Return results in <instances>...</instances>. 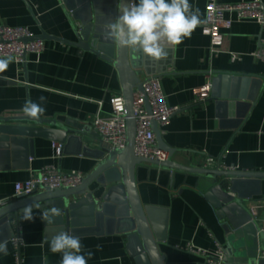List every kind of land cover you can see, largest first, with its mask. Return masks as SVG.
Here are the masks:
<instances>
[{
	"label": "crops",
	"instance_id": "obj_1",
	"mask_svg": "<svg viewBox=\"0 0 264 264\" xmlns=\"http://www.w3.org/2000/svg\"><path fill=\"white\" fill-rule=\"evenodd\" d=\"M261 1L264 6V0ZM189 2L194 9L199 8L204 20L206 0ZM0 24L28 27L33 34L43 29L50 35L76 40L58 0H0ZM210 41L198 26L182 44L167 48L165 59L157 62L142 56V68L137 70L140 78L162 74L159 79L167 104L180 108L168 123L159 127L162 138L175 149L172 159L177 163L218 168L206 165L207 158L213 157L227 169L264 171V80L254 101L233 98L231 94L222 97L225 92H232V84L226 91L221 89L220 97L210 94L205 101H197L194 94V88L211 82L212 72L264 76V60L253 55L264 42V27L251 20L234 19L224 31L221 52L212 53ZM44 46L39 56L27 54V80L23 63L15 61L0 74V116L22 112L28 99L39 103L40 96L46 97L44 118L91 125L97 114L108 115L110 97L122 94L113 63L55 40H44ZM231 53L240 58L232 60ZM246 85L244 93L252 96L256 90L254 83ZM34 140V158L30 159L29 169L0 168V202L17 199L14 184L44 166L53 165L64 173L76 170L85 176L97 163L93 154L77 153L76 143H71L67 153L58 157L54 142ZM98 143L95 140L90 147L96 149ZM135 178L143 206L151 208L149 220L165 264H204V257L186 249L188 244L202 248L210 256L215 254L216 244L224 247L226 234L222 223L204 197L211 179L149 163L137 165ZM261 182L260 194L254 195L248 206L255 207L253 216L263 224L264 179ZM41 212L33 209L30 221L22 220V214L11 221V236L5 240L9 254H0V264H18L16 250L21 264H60L61 255L52 253L48 244L56 232L41 220ZM18 227L23 243L16 249L11 239ZM77 237L84 252L93 253L88 264H145L137 255L136 242L124 234Z\"/></svg>",
	"mask_w": 264,
	"mask_h": 264
},
{
	"label": "water",
	"instance_id": "obj_2",
	"mask_svg": "<svg viewBox=\"0 0 264 264\" xmlns=\"http://www.w3.org/2000/svg\"><path fill=\"white\" fill-rule=\"evenodd\" d=\"M74 33L76 40L50 35L41 29L39 34L27 40H55L91 52L113 63L118 72L122 95L125 100L127 143L122 149H109L91 124L70 119L28 118L23 112L0 116V168L27 170L34 158V139L42 138L63 145L67 153L71 143L77 144V153L93 154L97 159L94 168L83 177L80 184L55 189L45 188L30 196H19L13 201H3L0 206V242L7 240L11 221L20 217V210L31 203H38L43 211L59 207L61 215L53 217L46 226L56 234L61 231L73 236L88 234L119 233L134 240L137 255L145 264H165L158 239L150 223L151 208L143 206L138 194L135 172L142 163H149L188 174H201L211 179L204 197L216 210V216L225 231L223 247L225 264H264V230L254 218L248 206L253 196L260 194L264 171L203 168L187 166L172 159L175 149L162 138L157 122H152L159 148L168 153L165 161L138 157L134 151L136 122L134 117V94L138 91L145 99L150 112L143 81L137 73L142 68L143 53L124 48L105 38V25L120 15L118 5L130 4L131 0H58ZM173 47V46H172ZM170 48V47H168ZM26 57L23 67L27 80ZM211 97H220L232 84V92L222 94L226 98L254 101L264 76L216 71L210 73ZM152 75V74H151ZM162 74L157 75L161 77ZM249 82L255 85L252 96L244 93ZM229 87V88H228ZM242 88V91H241ZM230 92V91H229ZM99 147L92 149L94 141ZM253 186V188H252Z\"/></svg>",
	"mask_w": 264,
	"mask_h": 264
},
{
	"label": "built area",
	"instance_id": "obj_3",
	"mask_svg": "<svg viewBox=\"0 0 264 264\" xmlns=\"http://www.w3.org/2000/svg\"><path fill=\"white\" fill-rule=\"evenodd\" d=\"M135 2V0H131ZM234 14L235 17H232ZM236 20H251L264 27V6L261 0H241L239 2H221L220 0H206L205 4V24L201 25L203 34L210 38V50L217 54L222 51L224 41V31L229 29ZM33 34L28 27L9 26L0 24V58L11 55L18 64L23 63L24 54H36L39 56L45 46L42 40H27ZM259 59L264 60V42L260 48L253 53ZM232 60L239 59L240 56L231 53ZM143 90L147 96L150 112L145 106V99L141 93L135 91L134 94V117L136 122L134 151L138 157L149 158L157 161H165L168 153L157 144L155 133L152 129V122H157L158 126L165 125L170 118L176 114L180 108L169 106L162 91L161 82L157 75H148L143 81ZM211 83L194 88L197 101H205L210 96ZM110 113L108 115L97 114L92 125L103 139V145L109 149H122L127 143L126 127V107L122 94H113L109 99ZM53 148L56 156H61L63 145L54 141ZM207 167L222 166L219 160L208 157ZM84 175L80 171L73 170L64 173L53 165L44 166L39 172L29 178L17 181L14 184V196H30L36 189H55L60 187L76 186L81 183ZM3 202H0V206ZM254 214L255 207L250 208ZM264 230V223L262 224ZM16 249L23 243V236L18 227V233L11 239ZM216 252L210 256L202 248L188 244V250L204 257V264H225L223 256V246L216 244ZM15 262L20 263L18 251L15 252Z\"/></svg>",
	"mask_w": 264,
	"mask_h": 264
},
{
	"label": "clouds",
	"instance_id": "obj_4",
	"mask_svg": "<svg viewBox=\"0 0 264 264\" xmlns=\"http://www.w3.org/2000/svg\"><path fill=\"white\" fill-rule=\"evenodd\" d=\"M118 10L120 15L105 25V38L157 62L167 57L168 47L182 44L198 26L206 23L201 19L199 8L194 9L189 0H135L119 4ZM13 61L11 55L0 58V74L7 71ZM45 102L44 96L39 97V103L28 99L22 112L30 119L39 120L45 114ZM40 207L38 203L26 205L20 210L21 219L32 220L33 208ZM60 215V208L52 206L43 209L40 218L50 223L53 217ZM48 244L52 253L61 255L60 264H88L93 256L91 251L84 252L79 237L68 232H59ZM0 254H9L7 241L0 242Z\"/></svg>",
	"mask_w": 264,
	"mask_h": 264
}]
</instances>
